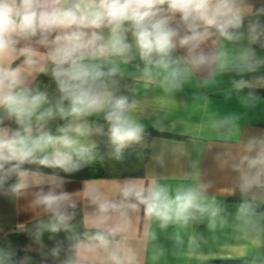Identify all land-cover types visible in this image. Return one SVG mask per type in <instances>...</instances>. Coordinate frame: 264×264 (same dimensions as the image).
<instances>
[{"label": "clouds", "instance_id": "1", "mask_svg": "<svg viewBox=\"0 0 264 264\" xmlns=\"http://www.w3.org/2000/svg\"><path fill=\"white\" fill-rule=\"evenodd\" d=\"M134 62L138 74L128 75L158 79L165 91L195 74H229L226 97L235 93L253 108L264 90V0H0V196L28 198L37 212L29 236L44 260L138 264L124 243L137 214L160 230L227 222V210L207 196L209 183L126 179L115 198L88 193L91 211L82 218L83 232H75L81 193L66 184L94 160L89 138L106 137L119 159L144 137L137 102L122 94V66ZM238 119L226 116L221 126L236 128ZM56 121L62 123L53 132ZM222 163L236 173L241 198L233 226L264 231V132ZM44 232H65L67 243L52 235L44 252ZM147 235L158 240L154 230ZM171 239L183 244L179 231ZM196 242L189 238V245ZM164 254L156 245L152 260ZM0 264H32V257L8 244L0 247Z\"/></svg>", "mask_w": 264, "mask_h": 264}, {"label": "crops", "instance_id": "2", "mask_svg": "<svg viewBox=\"0 0 264 264\" xmlns=\"http://www.w3.org/2000/svg\"><path fill=\"white\" fill-rule=\"evenodd\" d=\"M125 77L131 83V100L137 102L135 115L145 130L166 133L177 138L153 137L149 141V157L141 177L117 179H75L70 177L66 188L79 192L83 216L91 211L87 195L98 190L101 194L115 198L118 185L133 179L144 184L153 181L176 187L180 184L209 183L207 196L215 198L227 211V222L215 229L207 223H195L187 229L169 226L160 230L155 221L137 214L132 228L125 234L124 243L133 248L138 264H217L235 260H262L264 258V231L245 233L232 224V215L240 202L232 198L236 193V173L222 163L225 154L239 152L242 141L249 136L264 132V90H258L260 100L253 108H246L237 94L226 97L230 88L229 74H195L188 78L182 88L165 91L158 79L146 83L127 73H137L135 62L122 66ZM237 115L236 128L230 124L221 126L226 116ZM102 122V121H101ZM56 121L49 125L55 132ZM231 133V134H230ZM88 143L94 149L105 146L112 148L106 137L93 136ZM139 143L128 147H135ZM127 147V148H128ZM11 214L4 222V234L21 232L37 219V212L28 203V198H11ZM156 231L158 240L153 242L147 233ZM179 231L183 244L176 246L171 239ZM197 236L195 245L189 238ZM118 239H120L118 237ZM162 246L165 254L157 261L152 260L154 247Z\"/></svg>", "mask_w": 264, "mask_h": 264}, {"label": "trees", "instance_id": "3", "mask_svg": "<svg viewBox=\"0 0 264 264\" xmlns=\"http://www.w3.org/2000/svg\"><path fill=\"white\" fill-rule=\"evenodd\" d=\"M122 94L128 95L131 100V83L126 79H123L122 82ZM168 137V138H177L175 136L168 135L166 133L145 130L144 137L142 141L135 147L125 148L122 152L121 158L117 159L114 155L113 148L109 147H99L94 149V160L85 166L81 171L75 173L71 178L75 179H98V178H109L117 179L123 177H141L144 175L145 164L149 157V141L153 137ZM50 171V170H45ZM235 201L240 202V194L236 193L232 198ZM261 208H264V205H261ZM83 218L82 211L78 209L77 218L74 222V230L77 234L83 232L84 225L81 223ZM36 220L29 223L25 230L21 232H14L4 234L0 232V247H5L10 244L20 250V254L23 255L27 253L25 249L28 246H34L32 240L29 236V233L35 228ZM55 235V238L58 240H65V237L68 235L65 232H60L58 234H52L49 232H44L43 241L46 247L42 251L47 252V248L51 247L54 243L53 240H50L49 237ZM65 243L67 241L65 240ZM217 264H264V258L262 260H235V261H226L218 262Z\"/></svg>", "mask_w": 264, "mask_h": 264}, {"label": "rangeland", "instance_id": "4", "mask_svg": "<svg viewBox=\"0 0 264 264\" xmlns=\"http://www.w3.org/2000/svg\"><path fill=\"white\" fill-rule=\"evenodd\" d=\"M11 197L0 196V230H4V222L11 214ZM25 251L32 257V264H59L52 259L44 260L37 251V247L28 246Z\"/></svg>", "mask_w": 264, "mask_h": 264}]
</instances>
